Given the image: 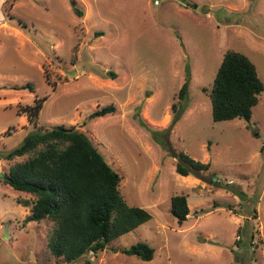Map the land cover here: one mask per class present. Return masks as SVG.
I'll list each match as a JSON object with an SVG mask.
<instances>
[{
	"label": "rangeland",
	"instance_id": "1",
	"mask_svg": "<svg viewBox=\"0 0 264 264\" xmlns=\"http://www.w3.org/2000/svg\"><path fill=\"white\" fill-rule=\"evenodd\" d=\"M74 1L80 17L70 0H0V154L35 130L17 109L46 97L36 128L84 134L122 177L126 204L150 219L68 264H264V93L249 123L213 122L208 97L227 49L264 84V0ZM27 83L33 93L13 88ZM110 104L114 114L88 119ZM180 152L210 169L180 176ZM25 158L0 157V180ZM176 195L187 196L182 225L170 211ZM19 199L31 196L0 182V264H66L47 250L52 224H23L30 211ZM138 243L151 261L121 253Z\"/></svg>",
	"mask_w": 264,
	"mask_h": 264
},
{
	"label": "trees",
	"instance_id": "2",
	"mask_svg": "<svg viewBox=\"0 0 264 264\" xmlns=\"http://www.w3.org/2000/svg\"><path fill=\"white\" fill-rule=\"evenodd\" d=\"M70 3L80 17L82 14L75 8V1L70 0ZM181 3L187 8L197 7L188 0H181ZM187 73L189 69H186L185 81L177 93L180 102L188 94L190 75ZM13 88L34 92L30 83ZM262 93L264 84L255 65L244 54L227 49L208 93L213 122L242 119L249 123L252 109ZM46 100L44 97L35 100L33 106L17 109L16 115H26L28 124L35 130L19 146L0 154L7 161L26 157L10 167L7 179L0 182L31 196V199L17 200L30 211L23 224L51 223L47 250L53 258L68 264L90 253L96 257L113 240L148 221L150 214L126 204L119 190L122 177L107 164L84 134L63 125L36 128ZM172 109H175L174 104ZM115 111L114 105L110 104L92 112L88 119L104 117ZM177 119L175 113L173 125ZM7 135H11L10 130ZM177 157L175 171L180 176L201 175L210 169L209 163L194 161L183 152ZM170 211L176 222L182 225L190 213L187 196L171 197ZM121 253L144 262L154 257V250L144 243L122 249Z\"/></svg>",
	"mask_w": 264,
	"mask_h": 264
},
{
	"label": "water",
	"instance_id": "3",
	"mask_svg": "<svg viewBox=\"0 0 264 264\" xmlns=\"http://www.w3.org/2000/svg\"><path fill=\"white\" fill-rule=\"evenodd\" d=\"M2 179H7V175H1Z\"/></svg>",
	"mask_w": 264,
	"mask_h": 264
}]
</instances>
